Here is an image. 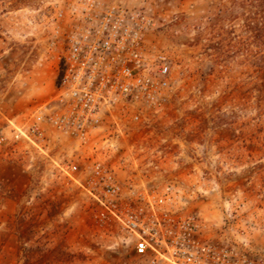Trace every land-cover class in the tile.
Segmentation results:
<instances>
[{
  "label": "rangeland",
  "instance_id": "obj_1",
  "mask_svg": "<svg viewBox=\"0 0 264 264\" xmlns=\"http://www.w3.org/2000/svg\"><path fill=\"white\" fill-rule=\"evenodd\" d=\"M67 1L0 0V139L7 138L0 141V264H147L96 218L58 166L11 139L57 93L50 40ZM100 1L153 15L149 40L171 60L173 89L148 121L121 120L83 156L98 155L125 184L171 186L177 207L202 218L208 239L264 256V117L214 66L215 14L229 0ZM239 22L224 27L240 34Z\"/></svg>",
  "mask_w": 264,
  "mask_h": 264
},
{
  "label": "built area",
  "instance_id": "obj_2",
  "mask_svg": "<svg viewBox=\"0 0 264 264\" xmlns=\"http://www.w3.org/2000/svg\"><path fill=\"white\" fill-rule=\"evenodd\" d=\"M54 18L57 93L15 126L11 139L58 166L94 205L96 218L115 227L147 264H264L246 244L208 239L202 218L177 207L171 186L125 184L98 155L82 154L96 147L97 134L112 133L121 120L148 121L166 105L172 66L149 40L157 28L153 15L122 3L68 0Z\"/></svg>",
  "mask_w": 264,
  "mask_h": 264
},
{
  "label": "trees",
  "instance_id": "obj_3",
  "mask_svg": "<svg viewBox=\"0 0 264 264\" xmlns=\"http://www.w3.org/2000/svg\"><path fill=\"white\" fill-rule=\"evenodd\" d=\"M239 20L240 34L225 29L224 22L233 24ZM215 24L218 39L213 46L214 66L231 84L233 93L245 88L250 98L249 108L258 111L257 119L261 121L264 117V0L221 3L217 7Z\"/></svg>",
  "mask_w": 264,
  "mask_h": 264
}]
</instances>
